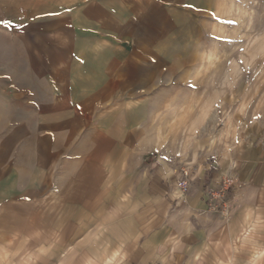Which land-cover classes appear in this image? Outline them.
Here are the masks:
<instances>
[{"label":"crops","instance_id":"0c3cea01","mask_svg":"<svg viewBox=\"0 0 264 264\" xmlns=\"http://www.w3.org/2000/svg\"><path fill=\"white\" fill-rule=\"evenodd\" d=\"M204 9L0 0V25L45 33L31 68L43 84L15 101L38 108L11 115L0 139V264H264V120L198 145L156 123L160 83L184 54L176 43ZM182 168L194 177L187 194ZM229 171L221 215L207 190Z\"/></svg>","mask_w":264,"mask_h":264},{"label":"rangeland","instance_id":"374dc122","mask_svg":"<svg viewBox=\"0 0 264 264\" xmlns=\"http://www.w3.org/2000/svg\"><path fill=\"white\" fill-rule=\"evenodd\" d=\"M192 17L186 40L176 43L184 54L160 83L157 127L179 136L189 132L190 145L204 140L199 134L219 133L228 143L248 124L255 130L263 124L264 0H205ZM43 35L42 27L0 25V139L17 123L11 115L38 108L15 101L35 100L43 84L31 72L45 48Z\"/></svg>","mask_w":264,"mask_h":264},{"label":"built area","instance_id":"2783aa9c","mask_svg":"<svg viewBox=\"0 0 264 264\" xmlns=\"http://www.w3.org/2000/svg\"><path fill=\"white\" fill-rule=\"evenodd\" d=\"M193 180L194 177L190 170L188 168H182L181 174L176 180V185L183 194H187L192 188ZM236 181V175L232 171H229L222 176L217 190L210 188L207 190L209 206L212 210L221 215H225L230 211L232 207L230 192L234 188Z\"/></svg>","mask_w":264,"mask_h":264},{"label":"snow or ice","instance_id":"6c2138e0","mask_svg":"<svg viewBox=\"0 0 264 264\" xmlns=\"http://www.w3.org/2000/svg\"><path fill=\"white\" fill-rule=\"evenodd\" d=\"M215 14L213 13V16H214ZM0 23H4V21H2V20H0ZM229 23H234V21H230Z\"/></svg>","mask_w":264,"mask_h":264}]
</instances>
